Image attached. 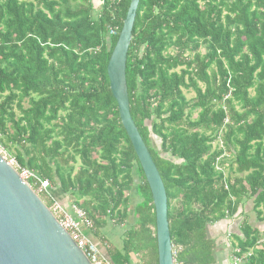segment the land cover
Segmentation results:
<instances>
[{"label":"trees","instance_id":"1","mask_svg":"<svg viewBox=\"0 0 264 264\" xmlns=\"http://www.w3.org/2000/svg\"><path fill=\"white\" fill-rule=\"evenodd\" d=\"M98 2L94 15L92 0H0V147L85 211L113 264H158L150 190L106 72L130 0ZM125 81L174 258L213 264L210 225L244 215L248 200L264 221V0H139ZM133 195L134 224L112 245L98 230L123 224ZM238 228L231 249L264 264V227L244 216Z\"/></svg>","mask_w":264,"mask_h":264},{"label":"water","instance_id":"2","mask_svg":"<svg viewBox=\"0 0 264 264\" xmlns=\"http://www.w3.org/2000/svg\"><path fill=\"white\" fill-rule=\"evenodd\" d=\"M138 2H129L106 72L120 123L150 190L155 215L157 263L173 264L164 184L131 117L125 81L126 56ZM0 264H91L47 205L1 154Z\"/></svg>","mask_w":264,"mask_h":264},{"label":"built area","instance_id":"3","mask_svg":"<svg viewBox=\"0 0 264 264\" xmlns=\"http://www.w3.org/2000/svg\"><path fill=\"white\" fill-rule=\"evenodd\" d=\"M110 33L114 34L115 31L111 30ZM13 168L40 198L42 195L46 197L47 200L50 199L51 204L47 207L50 209L59 224L67 231L71 239L81 249L91 264H112L111 261L102 254L99 245L93 240V236L90 233V230L93 229L92 222L88 219L84 210L74 205L65 206L60 201L53 199L48 189L49 182L47 180L37 178L29 170L19 168L17 165H14ZM41 200L43 201L42 198ZM239 252L238 247L232 248L229 259L224 264H244L246 262V257H248L250 253L247 252L240 255ZM172 253L174 258V250ZM173 264L181 263L177 262L174 258Z\"/></svg>","mask_w":264,"mask_h":264},{"label":"rangeland","instance_id":"4","mask_svg":"<svg viewBox=\"0 0 264 264\" xmlns=\"http://www.w3.org/2000/svg\"><path fill=\"white\" fill-rule=\"evenodd\" d=\"M92 3H93V8L95 9L94 15H96V10L99 8V2H98V0H92ZM201 52H203V49H201ZM184 95H185L186 99H192L194 97L193 92L190 90L189 91L185 90ZM24 104H26V103L24 102ZM195 115L196 114H193V117H195ZM150 142H151L152 148L155 151H158L160 156L166 157V158H171L168 153H164V152H162V150H160V140L153 133H150ZM215 146H222V143L221 142H215V143H213L212 147L214 148ZM0 154L3 156V158H5V160L8 161L9 164H11L12 166L16 165L14 160L11 157H9L8 153H6L5 150H3L1 147H0ZM173 160H176V159H173ZM224 171L226 172V169ZM41 198L46 203L47 198L42 196V195H41ZM58 201L62 202L63 200H58ZM135 201H136V196L133 195L132 196V202L130 204L129 211H128V216L124 220L123 224L120 225V224H117L115 222L107 221L103 227L99 228V230H98L99 233L102 236H104L106 238V240H108L110 242V244L119 246L121 244L122 235H123L124 231L126 229H129L131 226H133L134 219H133L132 214H131V212H132L131 208L133 207V204ZM243 205H244L243 208H245L244 211H247V213L246 212L245 213L248 214V216H249L248 219H251L250 223L252 225L258 226L260 224H264V221H256L255 220L254 213L251 211V200H248ZM208 233H209V230H208ZM133 258H132V260H133ZM134 261H136V259L133 260L131 262V264H135L136 262H134Z\"/></svg>","mask_w":264,"mask_h":264},{"label":"crops","instance_id":"5","mask_svg":"<svg viewBox=\"0 0 264 264\" xmlns=\"http://www.w3.org/2000/svg\"><path fill=\"white\" fill-rule=\"evenodd\" d=\"M62 202L64 203V200ZM244 210L245 208H243L244 215L242 214L241 216H238L241 211V209H239L235 215L236 217L234 216L232 219L226 218L217 221L208 227L209 236L214 240L215 243L213 264H224L229 259L231 247L234 244L232 241V235H240L238 225L243 217H247V221H249V223L251 222V219H248V214H246L247 211ZM257 227H259V229H262L264 227V224H260ZM93 240L99 245L102 254L108 259L109 256L106 249L100 245L99 241L96 238H93Z\"/></svg>","mask_w":264,"mask_h":264}]
</instances>
